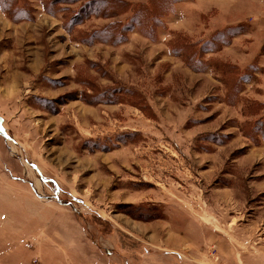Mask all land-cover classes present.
<instances>
[{
    "label": "rangeland",
    "instance_id": "1",
    "mask_svg": "<svg viewBox=\"0 0 264 264\" xmlns=\"http://www.w3.org/2000/svg\"><path fill=\"white\" fill-rule=\"evenodd\" d=\"M0 264H264V0H0Z\"/></svg>",
    "mask_w": 264,
    "mask_h": 264
},
{
    "label": "trees",
    "instance_id": "2",
    "mask_svg": "<svg viewBox=\"0 0 264 264\" xmlns=\"http://www.w3.org/2000/svg\"><path fill=\"white\" fill-rule=\"evenodd\" d=\"M175 1H177V0H175ZM172 3H173V1H172ZM138 12H139L138 14H142V13H140V11H138ZM143 16H145V14ZM151 16L152 15H150V17ZM150 17H148V16H146V18L144 17L145 19L148 18V23L149 24H146V23H143V24H144V28H146V30L144 29V31H146L148 34L151 33V35H152L153 33L155 34L156 28H158V26L160 24L157 23L156 18H154V16L152 18H150ZM182 49H183V47H182ZM187 49H189V48H187V47L184 48V50H187ZM189 59L192 60L191 58H189Z\"/></svg>",
    "mask_w": 264,
    "mask_h": 264
}]
</instances>
